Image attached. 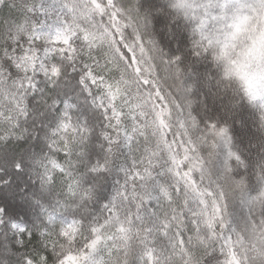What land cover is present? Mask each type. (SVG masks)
Returning a JSON list of instances; mask_svg holds the SVG:
<instances>
[{"label": "snow or ice", "instance_id": "snow-or-ice-1", "mask_svg": "<svg viewBox=\"0 0 264 264\" xmlns=\"http://www.w3.org/2000/svg\"><path fill=\"white\" fill-rule=\"evenodd\" d=\"M44 92L60 104L52 136L101 121L108 186L24 264H264V0H0V169L13 179ZM11 211L7 229L35 238Z\"/></svg>", "mask_w": 264, "mask_h": 264}, {"label": "clouds", "instance_id": "clouds-1", "mask_svg": "<svg viewBox=\"0 0 264 264\" xmlns=\"http://www.w3.org/2000/svg\"><path fill=\"white\" fill-rule=\"evenodd\" d=\"M212 70L219 75L220 70L215 64ZM67 71L71 76V69ZM48 96L49 93L44 92L43 98L39 95L37 97L38 104L46 102L50 107L38 109L34 130L29 132L31 139L21 149L28 153L25 157L27 167L23 170L22 177L13 179L12 175H5L3 169H0V176L4 177L0 179V215L5 204L10 205L12 211L9 215L14 214L20 221H26V226L35 238L32 235L22 238L18 232L9 231L5 224L9 217L4 216L0 220V264H24L25 255L33 253L37 247L51 252L53 246H58L62 240V218L70 217L71 213L78 211L83 214L85 208L92 209L97 194L108 186L100 175L106 163V154L101 151L103 138L95 139L103 131L101 121L98 117L92 120L83 132L74 131L70 127L52 136L49 125L54 126L52 117L56 115L55 109L60 104L57 100L52 106V100L56 98L53 96L48 99ZM68 99L75 101V94L70 93ZM83 102L84 98L81 97L79 104L82 105ZM92 115L93 110L90 109L88 116ZM85 119L87 117H81L80 123L83 124ZM71 124L79 127L75 116L72 117ZM36 159L41 163H35ZM50 160L60 163L63 172L52 167ZM97 166L99 170L93 171ZM89 190L93 193L91 199L86 195ZM54 206L56 213L50 220L49 213ZM5 249L12 253L10 258ZM47 264H54V258ZM68 264H73L71 258Z\"/></svg>", "mask_w": 264, "mask_h": 264}]
</instances>
